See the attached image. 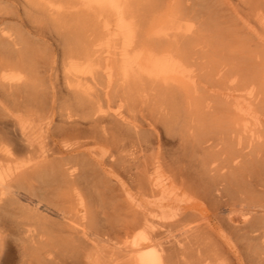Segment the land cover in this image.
Returning a JSON list of instances; mask_svg holds the SVG:
<instances>
[{"label": "bare ground", "instance_id": "1", "mask_svg": "<svg viewBox=\"0 0 264 264\" xmlns=\"http://www.w3.org/2000/svg\"><path fill=\"white\" fill-rule=\"evenodd\" d=\"M11 1L0 0V264H13L12 250L16 264H221L226 256L208 219H189L156 199L159 166L207 203L242 264H264V125L246 153H231L243 142L236 129L220 127L207 138L191 132L189 167L178 156L173 169L163 158L152 162L145 153L159 140L157 122L170 132L192 128L200 106L163 97L167 108L145 117L139 103L149 71L133 63L117 89L105 90L85 73L90 35L73 27L61 31V54L48 63L23 29L19 11L31 21L30 0L20 9ZM109 1L132 47L126 1ZM255 58L243 59L239 77L258 81L250 95L260 105L264 78ZM99 91L109 96L99 100ZM208 142L212 152L204 151Z\"/></svg>", "mask_w": 264, "mask_h": 264}, {"label": "rangeland", "instance_id": "2", "mask_svg": "<svg viewBox=\"0 0 264 264\" xmlns=\"http://www.w3.org/2000/svg\"><path fill=\"white\" fill-rule=\"evenodd\" d=\"M117 1H126L125 20L133 36L132 47L125 44L119 12L109 0H30L33 21L24 17L19 8L22 0L11 2L20 9L26 35L46 53L48 63L61 54V31L73 27L81 33L86 32L85 40L87 34L90 35L86 57L90 64L85 73L95 76L105 90L113 85L117 89L116 85L123 83L124 73L133 63L149 71L150 77L143 81L146 101L139 103L145 117H158V113L167 108L166 100L170 98L180 106L189 101L200 106L199 118L192 128L184 124L183 131L170 132L157 122L159 140L155 138L145 153L150 161L163 158L173 169V158L178 156L182 157V166L189 167L190 162L185 157L191 151L187 143L192 139L191 134L202 130V137L207 138L220 127L236 129L235 133L243 142L232 146L231 153L241 148L244 153L252 149V138L264 125V102L255 105L250 95L252 87L258 91V81L255 80L257 85L249 86L246 76H239L243 59L248 57L253 61L256 57L259 62L251 64L264 78V0ZM111 65L114 76L108 79ZM78 69L83 71L82 67ZM140 92L139 89V96ZM106 96L99 91L97 98L106 99ZM163 97L166 100L163 101ZM101 103L105 111L107 106L103 100ZM117 111V107L112 106L109 112L115 114ZM203 148L206 152L216 149L209 142ZM172 173L162 166L155 169L152 185L157 188L156 199L164 201L171 210H182L189 219H208L212 228L209 234L226 256L221 264H242L234 241L231 237L224 239L225 232L211 218L207 203L184 190ZM139 249L152 251L146 246H139ZM11 256L16 264L15 250L11 251Z\"/></svg>", "mask_w": 264, "mask_h": 264}]
</instances>
